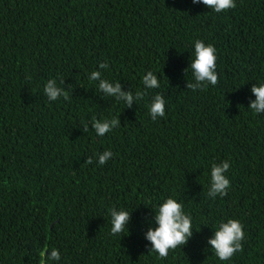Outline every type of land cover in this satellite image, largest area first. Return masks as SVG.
<instances>
[{"label": "trees", "instance_id": "trees-1", "mask_svg": "<svg viewBox=\"0 0 264 264\" xmlns=\"http://www.w3.org/2000/svg\"><path fill=\"white\" fill-rule=\"evenodd\" d=\"M235 4L0 0V264H41L45 248L61 254L46 264H264V113L249 109L264 84V0ZM198 39L217 50L219 82L193 92ZM93 71L133 95L148 71L161 87L127 107ZM49 79L67 100L48 99ZM157 93L165 116L153 121ZM113 118L120 126L97 136L93 120ZM223 161L230 187L212 199L211 167ZM169 197L193 236L162 259L146 235ZM111 208L131 215L122 234L111 235ZM228 219L243 225V251L220 261L207 241Z\"/></svg>", "mask_w": 264, "mask_h": 264}, {"label": "clouds", "instance_id": "clouds-1", "mask_svg": "<svg viewBox=\"0 0 264 264\" xmlns=\"http://www.w3.org/2000/svg\"><path fill=\"white\" fill-rule=\"evenodd\" d=\"M193 4H203L215 13H221L234 9L236 7L235 0H192ZM194 60L190 63L193 73L194 82L187 84V88L193 92L197 90H205L209 85L216 86L219 82L217 73V50L211 44H205L202 40L194 41ZM107 63H101L100 69H108ZM186 71V70H185ZM101 71H93L89 79L91 81L99 80L98 89L106 96L114 97L117 101H124L127 107H131L133 101H140L146 95L147 91L159 89L161 87L160 80L152 71H148L142 78L145 90H138L135 95L130 92H122L119 82L110 83L107 79H101ZM63 83V80L60 82ZM251 92L255 95L256 100L250 103L249 109L256 114L264 113V84L254 85ZM44 93L50 101H56L63 96L67 100L68 92L57 85L55 79H49L44 86ZM165 100L164 97L157 93L150 104L149 112L153 121L158 117L165 116ZM118 118L111 120L104 119L93 120L92 127L95 129L97 136L103 137L114 128L119 127ZM84 131H88L85 125ZM111 151H104L98 155V162L104 165L111 157ZM93 163L92 158H88L86 164ZM230 169V163L223 161L221 164H213L210 172V188L208 197L215 199L217 196L224 197L230 187V180L226 177V173ZM111 235L122 234L128 230L131 215L126 210H116L111 208ZM155 228L150 227L147 231L146 239L150 241L151 252H155L162 259H166L170 251L176 250L178 247L187 245L189 239L193 236L192 217L186 214L182 203L177 202L174 198H167L158 206L154 216ZM245 239L243 225L239 220L228 219L226 222L221 221L218 229L214 232V238L207 243L211 246V250L220 261L230 260L236 253L243 251L242 241ZM48 249L45 248L40 253L41 264L47 261H59L61 259L60 252L53 248L50 256H47Z\"/></svg>", "mask_w": 264, "mask_h": 264}]
</instances>
